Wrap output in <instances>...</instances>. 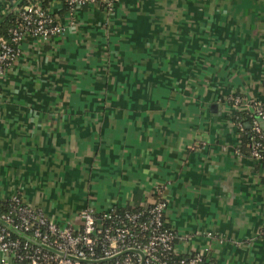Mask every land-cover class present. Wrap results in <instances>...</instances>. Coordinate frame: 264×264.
Segmentation results:
<instances>
[{
  "label": "crops",
  "instance_id": "obj_1",
  "mask_svg": "<svg viewBox=\"0 0 264 264\" xmlns=\"http://www.w3.org/2000/svg\"><path fill=\"white\" fill-rule=\"evenodd\" d=\"M53 23L0 75V199L77 227L85 207L161 197L176 253L264 264V164L226 100L263 97L264 0H117Z\"/></svg>",
  "mask_w": 264,
  "mask_h": 264
},
{
  "label": "built area",
  "instance_id": "obj_2",
  "mask_svg": "<svg viewBox=\"0 0 264 264\" xmlns=\"http://www.w3.org/2000/svg\"><path fill=\"white\" fill-rule=\"evenodd\" d=\"M116 1L62 0L70 10L95 3L109 9ZM16 11L18 20L8 31L9 42L0 39V75L12 62L17 53V44L23 36L44 40L63 31L61 26L53 23L48 9L41 8L36 2L22 4ZM261 54L264 55V50ZM226 100L234 113L245 112L248 121L244 123L249 125L250 138L248 154L264 163V156L260 153V149H264L260 139L261 130L264 131V99L247 101L233 94ZM233 123L239 130L243 128L244 123L242 125L240 120ZM8 201L14 214L0 211V253L12 258L14 264H202L201 253L177 262H168L159 257L164 252H175V234L166 227V204L161 197L133 211L119 212L112 207L97 212L85 207L79 211L80 224L77 227L58 226L39 210L24 204L18 196H12ZM15 231L36 244L18 236L12 237L11 233L15 234ZM261 233L264 235V231ZM136 251L141 252L142 259ZM104 259L108 260L99 261Z\"/></svg>",
  "mask_w": 264,
  "mask_h": 264
},
{
  "label": "trees",
  "instance_id": "obj_3",
  "mask_svg": "<svg viewBox=\"0 0 264 264\" xmlns=\"http://www.w3.org/2000/svg\"><path fill=\"white\" fill-rule=\"evenodd\" d=\"M51 1L52 0H20L15 9H13L12 11H10L9 13H7L3 16H0V39L9 42L8 31L10 30V28L15 26V23H17L18 12L16 10L20 9V6L22 4H25L28 2H36L40 5L41 8L48 9L47 6ZM60 3H61V8L56 13H51L48 9L52 19L55 16H59V15H62L63 13H65L67 11H70L69 7L64 2H62V0ZM263 99H264V96L262 97V99H257V100L263 101ZM231 119H232V121L240 120L242 125L244 122L248 121V118L245 115V112H243V111H235V113L232 115ZM242 134H243L242 140H243L244 144L246 145L245 147L247 149V154H248L250 138H249V135L246 134V132H244L243 130H242ZM260 139H261L262 144H264V131H262V130H261V134H260ZM260 153L264 156V149H260ZM115 208L119 212L133 211L136 209V208L131 209V208H119V207H115ZM0 211H3V212L11 211V213H13L12 205L10 204V202L8 200H1L0 199ZM166 227L169 228L168 225H166ZM11 236L12 237L18 236L19 238H21L16 233L15 234L11 233ZM21 239H23V238H21ZM192 256H193V254H180V253L169 251V252L162 253L159 257L161 259L167 260L168 262H172V261L177 262L180 259L185 260V259L191 258ZM201 258H202V264H209L206 261L204 256H202Z\"/></svg>",
  "mask_w": 264,
  "mask_h": 264
},
{
  "label": "water",
  "instance_id": "obj_4",
  "mask_svg": "<svg viewBox=\"0 0 264 264\" xmlns=\"http://www.w3.org/2000/svg\"><path fill=\"white\" fill-rule=\"evenodd\" d=\"M246 126L248 127L249 125H248V123H246ZM15 233L17 234V235H19L21 238H23V239H26V240H29V238L27 237V236H25L24 234H22V233H20V232H16L15 231ZM29 241H31V242H33V243H35L36 244V242L35 241H32V240H29ZM40 246H42V245H40ZM43 248H46V249H49V250H51V251H53L52 249H50V248H48V247H46V246H42ZM130 251H133V250H126V252H130ZM138 254H139V256H140V258L142 259V254H141V252L140 251H136ZM74 260H75V258H73ZM108 259H104V260H99L100 262H102V261H107ZM78 261H82V262H85L86 260H78ZM87 262H89V261H87ZM91 262H94V261H91Z\"/></svg>",
  "mask_w": 264,
  "mask_h": 264
},
{
  "label": "rangeland",
  "instance_id": "obj_5",
  "mask_svg": "<svg viewBox=\"0 0 264 264\" xmlns=\"http://www.w3.org/2000/svg\"><path fill=\"white\" fill-rule=\"evenodd\" d=\"M229 106H230V105H229ZM231 109H232V108H231ZM232 111H233L232 113L234 114V110H232Z\"/></svg>",
  "mask_w": 264,
  "mask_h": 264
}]
</instances>
